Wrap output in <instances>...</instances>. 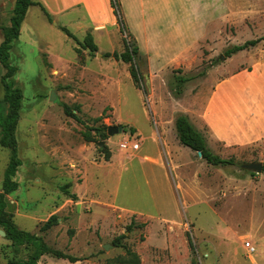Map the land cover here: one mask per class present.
<instances>
[{
  "label": "rangeland",
  "instance_id": "1",
  "mask_svg": "<svg viewBox=\"0 0 264 264\" xmlns=\"http://www.w3.org/2000/svg\"><path fill=\"white\" fill-rule=\"evenodd\" d=\"M224 1V17L211 24L210 37L199 44L189 70H173L151 84L146 58L135 62L142 89L133 84L130 64L103 57L104 51L122 54L128 34L113 33L103 40L101 52L92 53L60 29L61 20L42 2L53 23L40 6L29 8L10 52L17 73L9 81L23 92L16 132L22 161L15 178L19 190L8 197L18 229L78 258L74 264H120L119 258H128L127 250L138 254L141 264H264V173L240 168L264 163V143H228L204 115L218 84L264 63V41L225 56L227 50L264 36V0ZM15 3L0 0V28L10 25ZM67 29L84 41L82 28ZM203 71L205 77L184 86L189 120L209 149L234 160V166H212L196 152L188 157L193 151L184 146L183 160L166 151L182 115L178 100L184 95L175 96V77ZM5 74L0 65V100ZM259 77L256 69L248 82L255 84ZM216 104L222 101L212 102ZM65 106L85 125L67 116ZM109 127L123 130L108 136ZM84 134L93 142H86ZM135 144L139 150H133ZM166 158L174 162L167 164ZM9 161L10 150L0 146V192ZM64 186L77 200L62 191ZM52 215L59 225L41 233ZM121 235L126 238L116 246L113 242ZM247 242L256 248L252 255ZM32 252V247L15 249L0 235V264L27 259ZM38 264L73 263L45 255Z\"/></svg>",
  "mask_w": 264,
  "mask_h": 264
},
{
  "label": "crops",
  "instance_id": "2",
  "mask_svg": "<svg viewBox=\"0 0 264 264\" xmlns=\"http://www.w3.org/2000/svg\"><path fill=\"white\" fill-rule=\"evenodd\" d=\"M37 1L42 2L55 19L61 20V26L82 28L84 39L91 34L100 52L103 50V40L111 39L113 33L120 31L110 0ZM119 2L127 30L138 45L140 58L147 60L151 84L164 80L173 70H189L192 55L199 44L210 37L211 24L225 15L224 0ZM106 53L114 52L104 51ZM256 69L260 77L255 84H251L248 82L249 75ZM218 99L222 104L212 106V102ZM188 103L187 95L178 100L179 107H182L181 114L191 119ZM204 115L228 143L243 147L264 143V63L218 84L207 101ZM175 135L173 130L172 140L165 148L171 156L174 153L176 158L183 160L181 154L187 150L182 148ZM187 153L190 157L194 151ZM166 162L174 161L166 158Z\"/></svg>",
  "mask_w": 264,
  "mask_h": 264
},
{
  "label": "trees",
  "instance_id": "3",
  "mask_svg": "<svg viewBox=\"0 0 264 264\" xmlns=\"http://www.w3.org/2000/svg\"><path fill=\"white\" fill-rule=\"evenodd\" d=\"M114 14L117 17V22L120 27V33L122 35L128 34L123 38L124 52L122 54L107 53L104 54V58H115L121 60L126 64H130L129 72L132 78L133 84L137 89H142V77L140 69L136 65V61L140 58L139 48L135 39L129 34L125 21L121 13V4L119 0H111ZM31 6H40L47 15L50 22L53 23L51 16L47 13L41 3L34 0H16L12 16L10 19V25L0 28L2 31L3 40L0 43V65L6 69V74L3 76L1 82L5 90V96L0 100V146L10 150V161L6 169L2 191L0 192V230L6 233V239L11 241L12 246L15 249L21 247H32L33 252L27 257V259H14L9 261L8 264H38L41 258L45 255H53L54 257L62 260H68L70 263H76L78 258L65 254L62 251L51 249L45 242L43 237L37 234H31L24 232L17 228L13 216L9 212L8 197L14 194L19 189V184L15 178L19 168L22 166V161L19 158L18 142L16 137L17 127L20 120V111L22 108L23 92L20 89L14 87L13 82L9 81L13 78L17 69L10 63V52L13 47L14 41L18 40L21 35V27L27 16L28 10ZM60 29L71 39H73L81 48L90 49L92 53L98 51V47L94 43V39L91 34H88L83 42H81L69 29L66 27H60ZM129 37L134 41L129 40ZM264 41V36L255 40L247 41L243 45L235 46L225 52L227 58L233 55L246 51L252 47L257 46ZM143 59V58H141ZM206 71H203L197 75L188 76H176L175 89L173 90L176 97L184 95V86L192 83L193 81L205 77ZM64 111L67 116L71 117L78 123L85 125L84 122L71 110L68 106H65ZM87 127V126H86ZM88 128V127H87ZM175 128L177 137L180 143L190 148L192 151L202 153V159L212 166H234L235 161L232 159H223L215 155L207 146L204 136L192 125L189 118L186 115H180L175 121ZM101 133L103 139H107L104 130H98ZM86 142L91 143L93 139L90 134H84ZM105 151V160L110 161L111 153L108 152L107 146L102 148ZM264 172V170H263ZM67 186L62 188L69 198L77 200L76 194H71L67 190ZM59 225V218L56 215H52L40 228L41 233H47L54 227ZM147 224H143L145 227ZM128 231H131V226L128 227ZM126 238L125 235H121L114 240V244L120 245ZM128 258H119L120 264H141V260L138 254L131 250H127Z\"/></svg>",
  "mask_w": 264,
  "mask_h": 264
},
{
  "label": "water",
  "instance_id": "4",
  "mask_svg": "<svg viewBox=\"0 0 264 264\" xmlns=\"http://www.w3.org/2000/svg\"><path fill=\"white\" fill-rule=\"evenodd\" d=\"M89 52L91 50H88ZM99 57L101 58L102 55H99ZM224 59V57H223ZM56 100L55 94L52 93L51 95V101L54 102ZM123 130L122 127H109L108 128V136H114L115 134H118L119 132H121ZM104 144V143H102ZM199 157L202 158V153L198 152ZM240 168L243 171H247L250 173H256V174H262L263 170H264V165L262 162H258V163H245V164H240ZM0 235L2 237H6V233L2 230H0ZM105 249L108 250V246H105Z\"/></svg>",
  "mask_w": 264,
  "mask_h": 264
},
{
  "label": "built area",
  "instance_id": "5",
  "mask_svg": "<svg viewBox=\"0 0 264 264\" xmlns=\"http://www.w3.org/2000/svg\"><path fill=\"white\" fill-rule=\"evenodd\" d=\"M133 150H139V144H135L133 145ZM245 249L247 250L248 254L252 255L256 252V248L250 243V242H247L245 244Z\"/></svg>",
  "mask_w": 264,
  "mask_h": 264
}]
</instances>
